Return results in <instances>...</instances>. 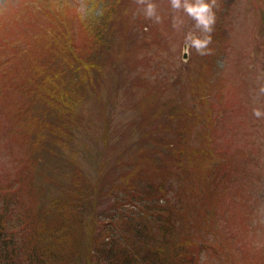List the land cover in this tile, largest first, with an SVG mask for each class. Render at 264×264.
I'll use <instances>...</instances> for the list:
<instances>
[{"label":"rangeland","instance_id":"rangeland-1","mask_svg":"<svg viewBox=\"0 0 264 264\" xmlns=\"http://www.w3.org/2000/svg\"><path fill=\"white\" fill-rule=\"evenodd\" d=\"M151 2L159 22L135 0H0V215L23 226L7 234L12 262L32 247L93 264L103 223L118 235L110 217L140 211L136 181L155 175L173 262L264 264V0H216L203 56L184 44L194 21ZM93 17L114 24L106 50Z\"/></svg>","mask_w":264,"mask_h":264},{"label":"trees","instance_id":"trees-1","mask_svg":"<svg viewBox=\"0 0 264 264\" xmlns=\"http://www.w3.org/2000/svg\"><path fill=\"white\" fill-rule=\"evenodd\" d=\"M109 1L110 0H101L100 3L104 6L106 11ZM117 11L118 9L116 8L111 11V14H114L113 17H116V20L119 18L116 14ZM93 19L90 20L89 23L90 35H93L94 39V41L92 40V45L95 47L97 44H100L101 48L103 47L106 50V46L108 47L106 44L107 39L112 38L111 40L114 41V37H111L110 34L114 24L111 23L112 25L110 26V23H106V19L104 20L102 17ZM168 77L173 80L172 71L169 72ZM189 116L190 112H186L185 117ZM161 119L163 118L160 117L159 120L161 121ZM158 126H160V124ZM186 142L187 140L185 138L182 139V144ZM183 151L185 153L184 148ZM160 178L154 175L151 176L148 181L144 182L142 178L136 181L141 187L140 193L138 192L134 195L135 198H138V204H141V206L139 205L141 210H123L124 212L120 211L121 213H115L116 215L114 217H110L111 219L108 222L111 224L118 223L120 226L118 235H115V231L103 223V231L105 232L102 237V243L95 245V247L87 253V255H89L88 260L90 258L93 264H184L180 262L179 259L178 262H173L172 260L175 256L181 255L182 248H178L177 251L174 252L173 247L175 243L172 241L171 235L168 236L169 232L171 234L174 229L173 220L170 222L168 218L169 212L160 215V213L163 212L160 208V203L164 202L163 195L162 197H160V195L156 196L158 189L161 187V184L158 183ZM67 191L69 193L67 197L69 198L72 196L74 198L72 192L70 190ZM116 199L119 198L116 197ZM4 213L7 214L5 211ZM6 214L5 216H7ZM2 220L4 221V216L2 217L0 215V264H16L18 261L12 262V258L15 257L13 256L15 254L13 250L18 246V239L8 237L7 234L20 233V228L23 226H20L17 231L15 228L22 222L19 221L17 225H15L18 220L12 219L9 221V224L6 225V221L2 222ZM7 228H11V230L9 231ZM155 230L158 232L159 237L154 235ZM167 250L172 253L171 258L168 259L169 262H166ZM94 251L96 253L95 256ZM49 252H51L49 255L52 257V260L41 257L34 248L30 247L28 250V258L25 260L27 262H18V264H51L57 262L65 264V262H62L61 258L58 259V261L54 258L56 255L60 254L63 260H66V255L64 253L58 252L57 249Z\"/></svg>","mask_w":264,"mask_h":264},{"label":"clouds","instance_id":"clouds-1","mask_svg":"<svg viewBox=\"0 0 264 264\" xmlns=\"http://www.w3.org/2000/svg\"><path fill=\"white\" fill-rule=\"evenodd\" d=\"M135 2L143 6L146 18L159 22L157 6L151 0H135ZM170 6L177 14L183 12L194 21L192 29L184 37L186 50L195 49L196 53L202 56L211 54L209 45L213 42L212 34L217 21L216 12L213 10L217 6L216 0H170ZM173 20V27L177 30H180L185 23L180 15H176ZM261 91L264 92V89ZM253 114L258 118L264 115L259 109H255Z\"/></svg>","mask_w":264,"mask_h":264}]
</instances>
